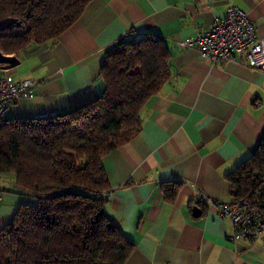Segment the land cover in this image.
Here are the masks:
<instances>
[{
  "label": "crops",
  "instance_id": "1",
  "mask_svg": "<svg viewBox=\"0 0 264 264\" xmlns=\"http://www.w3.org/2000/svg\"><path fill=\"white\" fill-rule=\"evenodd\" d=\"M230 5L247 11L264 36V0H90L52 44L16 51L0 44V74L35 81L7 113L17 120L94 100L105 86L106 51L119 40L147 32L164 39L169 78L144 104L139 130L102 159L106 216L133 243L123 264H264V233L230 239L231 221L200 199H233L228 174L264 136V71L243 54L209 61L184 43ZM32 201L0 169V228Z\"/></svg>",
  "mask_w": 264,
  "mask_h": 264
},
{
  "label": "trees",
  "instance_id": "2",
  "mask_svg": "<svg viewBox=\"0 0 264 264\" xmlns=\"http://www.w3.org/2000/svg\"><path fill=\"white\" fill-rule=\"evenodd\" d=\"M90 0H0V15H17L25 32L0 35L5 51L54 43ZM103 91L92 101L50 116L0 126V169L11 173L23 202L0 228V264H123L133 248L107 218L110 190L103 156L141 126V111L170 76L169 49L155 32L121 39L106 51ZM234 198L264 208V136L229 174Z\"/></svg>",
  "mask_w": 264,
  "mask_h": 264
},
{
  "label": "built area",
  "instance_id": "3",
  "mask_svg": "<svg viewBox=\"0 0 264 264\" xmlns=\"http://www.w3.org/2000/svg\"><path fill=\"white\" fill-rule=\"evenodd\" d=\"M184 43L198 45L201 55L209 61L234 59L243 54L249 65L264 71V36L257 35L253 19L239 6L227 7L222 17H215L210 26L201 27L194 39ZM34 83L31 78L13 80L0 75V126L15 101L27 96ZM200 199L215 204L219 215L231 221L230 239H254L264 233V208L249 199L215 201L205 194Z\"/></svg>",
  "mask_w": 264,
  "mask_h": 264
},
{
  "label": "rangeland",
  "instance_id": "4",
  "mask_svg": "<svg viewBox=\"0 0 264 264\" xmlns=\"http://www.w3.org/2000/svg\"><path fill=\"white\" fill-rule=\"evenodd\" d=\"M21 22H23L26 25V28H28V23L20 16L0 15V35H3L7 32H10L11 34H17L25 31V28L21 25Z\"/></svg>",
  "mask_w": 264,
  "mask_h": 264
}]
</instances>
